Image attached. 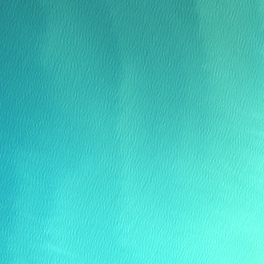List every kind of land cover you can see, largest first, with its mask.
Segmentation results:
<instances>
[{
  "label": "clouds",
  "instance_id": "9594fccd",
  "mask_svg": "<svg viewBox=\"0 0 264 264\" xmlns=\"http://www.w3.org/2000/svg\"><path fill=\"white\" fill-rule=\"evenodd\" d=\"M0 264H264V0H0Z\"/></svg>",
  "mask_w": 264,
  "mask_h": 264
}]
</instances>
